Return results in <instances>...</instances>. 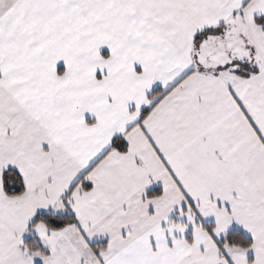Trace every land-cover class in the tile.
Masks as SVG:
<instances>
[{
	"label": "snow or ice",
	"instance_id": "obj_1",
	"mask_svg": "<svg viewBox=\"0 0 264 264\" xmlns=\"http://www.w3.org/2000/svg\"><path fill=\"white\" fill-rule=\"evenodd\" d=\"M0 264H264V0H0Z\"/></svg>",
	"mask_w": 264,
	"mask_h": 264
}]
</instances>
